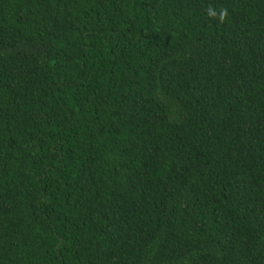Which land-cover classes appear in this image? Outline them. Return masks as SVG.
<instances>
[{
    "label": "trees",
    "instance_id": "16d2710c",
    "mask_svg": "<svg viewBox=\"0 0 264 264\" xmlns=\"http://www.w3.org/2000/svg\"><path fill=\"white\" fill-rule=\"evenodd\" d=\"M0 264H264V0H0Z\"/></svg>",
    "mask_w": 264,
    "mask_h": 264
}]
</instances>
